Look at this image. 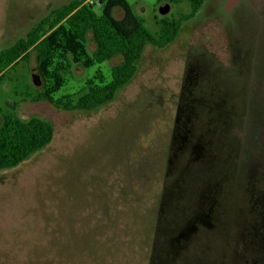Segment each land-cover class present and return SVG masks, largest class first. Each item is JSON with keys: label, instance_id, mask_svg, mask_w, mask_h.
<instances>
[{"label": "rangeland", "instance_id": "374dc122", "mask_svg": "<svg viewBox=\"0 0 264 264\" xmlns=\"http://www.w3.org/2000/svg\"><path fill=\"white\" fill-rule=\"evenodd\" d=\"M70 1L0 0V50L24 37L52 9ZM89 1L102 12L98 0ZM127 1L154 35L160 33L158 22L163 18L177 19L192 12L187 0L177 4L170 0ZM228 1L207 0L166 48L148 45L134 79L112 102L94 111H68L37 99L45 82L37 71L35 50L28 62L6 72L0 85L1 118L8 111L22 121L40 118L52 124L55 134L49 146L21 165L0 171V264L253 261L257 251L248 245L246 225L255 216L249 191L264 196V171L248 188L244 174L235 167L245 147L230 143L226 135L236 132L248 108L252 121L248 142L264 156V91L259 89L253 98L251 83L254 72L264 82V0H230L236 6L230 14ZM166 6L170 10L163 14ZM114 15L120 19L123 12L116 9ZM229 40H239L248 57V70L242 77L239 71L229 74L233 67V55L226 52ZM87 50L90 55L95 50L91 32ZM205 53H216L223 71L210 61V73L200 89L189 93L183 88L185 77L195 58ZM121 60L118 55L91 68L72 63L55 98L81 93L94 77L99 78L95 82L101 78L110 81L113 66ZM36 76L40 85L34 81ZM189 94L194 100L201 96L214 105L220 103L215 116L201 117L193 126L213 139L210 147L215 157L199 162L197 154L183 156L171 164L178 105L183 97L191 99ZM219 181L229 190L223 207L226 219L219 231L205 226L190 232L183 240L185 246L172 241L185 217L198 211L203 192ZM162 213L175 220L172 217L173 227L164 222L160 233L157 221ZM257 215L264 225L263 201ZM258 255L256 263L264 264Z\"/></svg>", "mask_w": 264, "mask_h": 264}, {"label": "trees", "instance_id": "16d2710c", "mask_svg": "<svg viewBox=\"0 0 264 264\" xmlns=\"http://www.w3.org/2000/svg\"><path fill=\"white\" fill-rule=\"evenodd\" d=\"M163 0H158V3ZM180 3L182 0H170ZM192 12L179 18L165 17L158 22L160 33L152 34L144 18L136 15L127 0H98L101 13L89 0H72L52 9L39 19L13 45L0 50V85L6 80V72L20 62H28L32 50L36 51L37 71L45 86L37 96L68 111H94L112 102L121 89L135 77L148 45L166 48L173 43L183 25L193 18L207 0H187ZM120 9L122 18L114 11ZM92 33L95 50H87L88 34ZM122 60L113 66L110 81L94 77L81 93L55 98L64 87V74L71 64L85 68L102 65L116 56ZM77 97V98H76ZM54 127L40 118L22 121L14 112L3 113L0 123V171L21 165L34 153L49 146L54 139Z\"/></svg>", "mask_w": 264, "mask_h": 264}, {"label": "flooded vegetation", "instance_id": "af4514ba", "mask_svg": "<svg viewBox=\"0 0 264 264\" xmlns=\"http://www.w3.org/2000/svg\"><path fill=\"white\" fill-rule=\"evenodd\" d=\"M235 4H231L230 0L226 5L227 14H230L235 9ZM241 43L239 40H234L233 43L231 40L228 41L227 53L233 55V67L230 69L229 74L234 76L237 71H239L238 75L244 74V70H248V57L244 56L243 49L241 48ZM221 56L224 57V52L221 53ZM220 58L217 56L216 53H205L201 57L195 58V65H192L190 70H188V74L185 77V83L183 88L187 91L192 92L193 90L200 89L202 82L206 79L209 75L210 70L208 68V64L210 61H214L218 64V70L223 71L221 69L224 66L219 63L217 60ZM245 60V61H244ZM236 65V63H238ZM225 73V72H223ZM234 74V75H233ZM253 84V98L257 94L259 89L264 91V82L261 81L260 76H256V72H254V79L251 80ZM246 95V94H245ZM191 99H181L178 105V116L175 126V133L172 135V156L170 163L173 164L176 160L180 157H193L197 156L196 160L199 162L206 161L207 159H214L215 155L213 153L212 145L213 139L209 138L208 136L200 131V133L196 132L193 129L194 123L196 120L201 121V117L205 119H210L213 115H216V109L218 108L219 104L216 105L211 102H206L201 96L199 99H192L193 94H189ZM184 99V101H183ZM206 112V114H205ZM204 113V114H203ZM246 117L245 120L241 119V125L236 126L234 129L236 132L230 131L229 134L226 135L227 140L232 144H239L245 147V152L239 155V159L235 162V167L240 169L242 175L245 176V182L248 183V188H251L254 185L255 179L258 176L260 171H264V156L260 154L259 151L255 146L249 143V131L251 128V118H249V109H244ZM235 115L238 117L239 112H235ZM241 130V131H240ZM234 135V136H232ZM235 135H238L237 137ZM252 147V150L248 146ZM247 152V153H246ZM251 152V153H248ZM199 153V154H198ZM249 158V160L247 159ZM192 162V161H191ZM192 164V163H185ZM171 173H174L173 168L170 169ZM174 176V174H172ZM170 183L168 184L169 188ZM226 184L222 181H219L217 185H212L211 187H207V191L203 192L201 200L199 201V208L198 211L188 217H185V223L179 228L177 233L174 234L172 237V241L177 242L179 245H184L183 240L190 232H197L201 230L202 227H210V230L213 231L218 229L224 224L226 219V215L223 213V207L226 205L227 202L226 197L229 193L228 187L225 186ZM249 193L251 194V211L253 216L250 221H247L249 226V236L250 238L247 240L249 242L250 249H255L257 253H254L253 261L246 262V264H257L255 258L258 256L261 257V260H264V225L261 222V215H257L261 211V202H264V196L262 192L257 190H250ZM226 196V197H225ZM224 200L226 202H224ZM211 205L208 207V204ZM169 204V200H168ZM174 215H176L174 213ZM173 216H166V214L162 213L160 218L157 221V232H162L161 225L164 222L168 221L170 227H173V220L175 218ZM171 220V221H170ZM245 225V223H244ZM254 236V237H253ZM260 250H259V248Z\"/></svg>", "mask_w": 264, "mask_h": 264}, {"label": "water", "instance_id": "95a60500", "mask_svg": "<svg viewBox=\"0 0 264 264\" xmlns=\"http://www.w3.org/2000/svg\"><path fill=\"white\" fill-rule=\"evenodd\" d=\"M169 10H170V6H166V7L162 8L163 14H167L169 12ZM34 79H35L34 81H35L36 85H40L41 84L38 76H36ZM1 119L2 118H1V115H0V123H1Z\"/></svg>", "mask_w": 264, "mask_h": 264}, {"label": "built area", "instance_id": "2783aa9c", "mask_svg": "<svg viewBox=\"0 0 264 264\" xmlns=\"http://www.w3.org/2000/svg\"><path fill=\"white\" fill-rule=\"evenodd\" d=\"M91 2V1H90Z\"/></svg>", "mask_w": 264, "mask_h": 264}]
</instances>
